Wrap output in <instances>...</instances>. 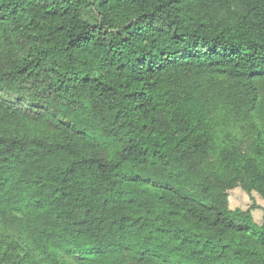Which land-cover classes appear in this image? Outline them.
Listing matches in <instances>:
<instances>
[{"label": "trees", "instance_id": "16d2710c", "mask_svg": "<svg viewBox=\"0 0 264 264\" xmlns=\"http://www.w3.org/2000/svg\"><path fill=\"white\" fill-rule=\"evenodd\" d=\"M264 0H0V264H264Z\"/></svg>", "mask_w": 264, "mask_h": 264}, {"label": "rangeland", "instance_id": "374dc122", "mask_svg": "<svg viewBox=\"0 0 264 264\" xmlns=\"http://www.w3.org/2000/svg\"><path fill=\"white\" fill-rule=\"evenodd\" d=\"M228 206L231 209L252 208L251 213L255 222L261 223L264 214V200L255 192L246 193L239 187H235L228 191Z\"/></svg>", "mask_w": 264, "mask_h": 264}]
</instances>
